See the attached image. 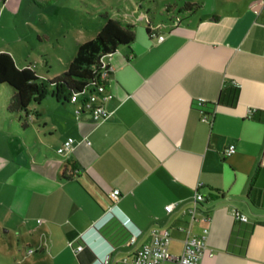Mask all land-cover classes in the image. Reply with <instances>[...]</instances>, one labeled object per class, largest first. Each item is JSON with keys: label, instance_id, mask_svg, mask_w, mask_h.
Segmentation results:
<instances>
[{"label": "crops", "instance_id": "crops-1", "mask_svg": "<svg viewBox=\"0 0 264 264\" xmlns=\"http://www.w3.org/2000/svg\"><path fill=\"white\" fill-rule=\"evenodd\" d=\"M192 4L199 7L185 17L166 6L172 20L161 28L143 0L119 7L116 21L134 38L104 59L106 120L94 123L68 101L38 99L27 128L9 138L8 178L19 182L10 214L19 232L38 233L41 264H98L107 256L108 264H127L153 228L170 231V255L208 228L200 264H264V0ZM134 5L138 17L126 16ZM225 85L239 88L234 107L215 105ZM69 138L71 148L58 154ZM197 192L205 201L192 221Z\"/></svg>", "mask_w": 264, "mask_h": 264}, {"label": "rangeland", "instance_id": "rangeland-1", "mask_svg": "<svg viewBox=\"0 0 264 264\" xmlns=\"http://www.w3.org/2000/svg\"><path fill=\"white\" fill-rule=\"evenodd\" d=\"M127 1L135 0H0V53L10 54L18 67H30L40 79H53L63 73L76 44L96 36L101 20L98 16L107 13L116 20L115 13ZM143 1L153 7L150 20L158 26L169 22L168 5L176 4L175 13L185 17L187 13L181 10L185 3L213 0ZM137 6L124 11L126 16L138 17ZM10 94L9 87L0 85V264H41L44 252L34 244L38 233L19 232L16 218L10 214L12 199L19 193L14 187L19 182L8 178L13 153L9 138L15 130L23 132L21 123L26 120L23 114L7 112Z\"/></svg>", "mask_w": 264, "mask_h": 264}, {"label": "trees", "instance_id": "trees-1", "mask_svg": "<svg viewBox=\"0 0 264 264\" xmlns=\"http://www.w3.org/2000/svg\"><path fill=\"white\" fill-rule=\"evenodd\" d=\"M173 6H167L172 8ZM198 4L185 3L181 10L191 12L198 8ZM100 29L93 39L79 43L71 61L63 73L53 79H40L30 67H18L12 56L0 53V85L11 89L10 99L6 110L11 115H26L29 105L38 99H55L66 101L70 96L79 95L89 87L94 80V70L101 65V60L109 57L117 50L129 47L134 38L131 26H122L111 19L107 13L99 15ZM149 36L156 32L146 29ZM239 97V88L234 85H225L221 88L215 105L234 107ZM203 107L204 104H197ZM257 111L250 114V118L257 120ZM264 126V120L260 121ZM26 129V120L21 123ZM67 180V179H64ZM205 201V198H204ZM203 201V203H204ZM202 203V205H203ZM180 224L174 225V230H180Z\"/></svg>", "mask_w": 264, "mask_h": 264}, {"label": "built area", "instance_id": "built-area-1", "mask_svg": "<svg viewBox=\"0 0 264 264\" xmlns=\"http://www.w3.org/2000/svg\"><path fill=\"white\" fill-rule=\"evenodd\" d=\"M178 22V20H176ZM152 36H156L153 34ZM159 41L163 40V36H158ZM111 70L105 65L104 59L101 60V65L94 70V80L92 84L82 90L79 95L70 96L66 101L73 105H77L76 113H88L92 122L100 123L109 117V114L104 109V102L112 97L110 93L106 91L109 74ZM203 103L198 102V105ZM73 143L72 139H67L63 145L57 150L58 154H62L66 149L71 148ZM235 152V147L230 145L225 154L231 155ZM120 192L118 189L113 190L110 193L112 200L117 201L119 199ZM204 201V197L200 193H195L191 199V206L189 208V214L192 221L195 215L201 210V205ZM175 204H169L165 206V211L167 213L172 212ZM234 217L236 220L243 222L247 221V218L240 215L235 211ZM209 218H206L208 221ZM185 233L189 234V227H179ZM209 230L208 228L201 229L200 235L198 237H191L187 235L184 242L183 248L180 255H170L167 251L169 242L171 240V233L169 230H163L159 228H153L150 232V241L147 244L142 245L134 252L132 260L127 264H164L166 261H171L175 264H200V260L203 256L204 251L207 248V238ZM135 234H131L128 244L132 245L135 243ZM68 245L72 247V242ZM76 251L79 252L83 249L82 246H77ZM98 264H108L109 257H105L103 261L97 260Z\"/></svg>", "mask_w": 264, "mask_h": 264}, {"label": "flooded vegetation", "instance_id": "flooded-vegetation-1", "mask_svg": "<svg viewBox=\"0 0 264 264\" xmlns=\"http://www.w3.org/2000/svg\"><path fill=\"white\" fill-rule=\"evenodd\" d=\"M171 20H172V19L170 18L168 24L165 23V22H160V24L157 26V28H161V27H166V26H168ZM176 20L180 21V18H179V17H175V22H176Z\"/></svg>", "mask_w": 264, "mask_h": 264}]
</instances>
